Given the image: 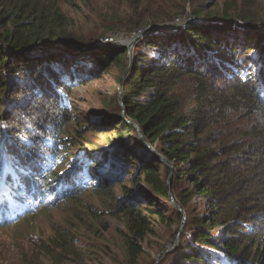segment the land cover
Segmentation results:
<instances>
[{
  "label": "trees",
  "instance_id": "trees-1",
  "mask_svg": "<svg viewBox=\"0 0 264 264\" xmlns=\"http://www.w3.org/2000/svg\"><path fill=\"white\" fill-rule=\"evenodd\" d=\"M75 1L90 0H70L71 5ZM124 1L120 13L103 17L107 27L95 38L103 40L113 34L127 37L148 26L174 22L186 15L190 2L194 3ZM204 9L191 7V15L211 21L238 18L256 22L251 15L212 14ZM68 23L57 0H0V121L8 132L0 145V158L8 169L18 166L8 170L0 191V229L48 210L60 197L76 201L85 192L75 174L60 177L48 157L49 152L60 155L57 129L61 121H67L65 101L71 96L72 83H81L85 73L65 48L73 51L69 49L72 42L86 46L96 42L95 38L74 42ZM177 32L164 41L152 34L143 36L135 45L133 69L123 83L124 109L115 101L119 114L114 113L108 123L109 128L116 127L112 132L119 143L109 142L111 150L88 168L94 183L91 191L99 197L107 195L112 181L132 159L140 162L138 179L143 176L146 185L139 193L168 200L160 175L165 165L149 149L156 147L175 166L177 184L188 186L178 190L174 202L187 212L190 240L209 250L203 253L200 246H192L185 252L178 246L175 256L182 260L178 264H214L211 259L218 264H264V34L245 31L242 37L238 31L219 33L197 27ZM251 43L257 52L255 59L249 58L255 70L243 77L235 61L241 49L248 50ZM126 53L125 48L114 45L88 55L90 63L104 69L109 59L123 62ZM120 111L139 125L143 155L128 153L123 140L135 128L120 117ZM17 129L20 139H14ZM25 141L31 144L27 146ZM50 141L54 142L52 149ZM107 163L117 170L108 169L103 175L99 169ZM74 165L76 170L80 168ZM195 198L204 202L205 210L200 214L191 206ZM147 205L144 212L127 207V264H137L143 254L138 242L147 234L148 217L156 216L157 223L169 220L163 211L150 208L151 202ZM173 214L181 218L172 207ZM57 236L54 241L64 243L65 234ZM58 249L55 264L70 253L71 245L60 244ZM210 251L221 256L213 258Z\"/></svg>",
  "mask_w": 264,
  "mask_h": 264
},
{
  "label": "rangeland",
  "instance_id": "rangeland-1",
  "mask_svg": "<svg viewBox=\"0 0 264 264\" xmlns=\"http://www.w3.org/2000/svg\"><path fill=\"white\" fill-rule=\"evenodd\" d=\"M124 2V0H90L86 3L75 1V5H71L70 0H57L61 11L69 22L68 24L73 34V37L70 38L75 40L74 42L80 43L92 40V38L102 34L107 27L103 17L109 13H120L124 9ZM195 6L205 7L204 11L212 14L224 12L231 16L251 15L256 20L252 25L256 29H264V0H194L193 4L191 2L188 4L186 15L178 21L186 22L195 19L216 23L228 22L211 21L205 16L194 17L191 15V7ZM231 21L233 25L221 33L238 31L240 33L238 35L243 37L244 34L242 32L252 31L241 27L238 18H234ZM188 27L219 32L209 28H201L198 25L190 24ZM182 29H186V27L179 28L178 32ZM118 31L120 30L118 29ZM252 32L264 34V30H253ZM169 33L174 34L175 32L169 31ZM150 34L158 41H164L168 37L157 32H151ZM172 34L170 36H173ZM128 37L120 36L118 43L114 45L126 44L125 40ZM242 37H239V39ZM94 40L96 42L88 46L72 42L69 46L71 48H67L73 51L65 48L69 58L74 60L75 65H80L84 68L85 73L82 75L81 83L76 81L72 83L71 96L65 101L68 111L67 121L66 123L61 121L59 123L60 127L57 129L59 143L56 148L60 155L56 156L55 154L51 155L50 152L48 153V157L51 156L53 160L52 167L59 173V176L75 174L77 182L82 184L85 192L79 194L76 201H68L70 198L68 199L66 196L60 197L48 210L32 217L24 216L22 221L14 220L9 227L0 229V264H55L54 261L58 260L60 255L58 249L60 244L71 245V251L68 255L62 256L58 264H127L124 247V241L130 235L126 218V211L129 210L127 207L133 206L134 210L140 209L144 212L148 207V202H151L150 208L163 211L165 217L169 218V220L157 223L156 216L148 217L147 234L143 240L138 242L143 254L139 257L137 264L181 263V258L175 256V250L178 246L185 252L192 246L198 247V249L200 246L202 248L200 250L203 253L209 252L208 249L203 248V245L195 244L192 239L190 240V225L187 221V212L182 209L185 220H183V214L178 212L181 217L178 219L176 214L171 215L172 205L169 199L164 201L161 198H156L152 193H149V195L139 193L141 189H146L143 176L138 179L140 162L138 163L131 159L125 165L123 172L121 171V174L115 177L116 181L114 183L112 181L107 195L99 197L91 191L94 183L89 177L88 168L104 152L111 150L109 142L119 143L115 139L116 134L112 132V129L116 127L111 129L108 127V123L112 121L111 117L114 113L119 114L114 102L121 103L123 83L133 69L135 50V46L130 47L128 49L129 52L126 46H121L127 50L123 62L109 59L105 63L104 69H101L90 63L88 52L106 51L114 45L106 44L100 38H95ZM249 41H251L250 38ZM253 45L251 43L248 50L241 49L236 57L235 62L243 77L253 73L255 70L252 62L249 61V58L255 59L257 55ZM88 70L93 74H90ZM125 70L126 73L121 82H119ZM67 83L71 84L70 81H67ZM187 85L188 83L184 84L185 87ZM61 95L63 97V94ZM120 106L122 105L120 104ZM121 114L122 111H120ZM123 119L135 128L129 135H125L127 137L123 140L127 143L128 153L135 156L140 155L144 152L140 143L144 140L141 129L138 124L128 121L125 114ZM2 125L4 127L1 128ZM12 125L14 126L16 123ZM5 126L7 125L4 124V121H0V145L4 144V139L8 135ZM19 130H15L13 134ZM117 131L121 132V128H117ZM15 136L16 138L14 139L21 138L18 134H15ZM25 143L27 146L31 144L27 141ZM92 145L95 146L93 147ZM49 147L50 149L54 148L53 141H50ZM98 147L101 148V152ZM150 150L158 156L160 164L165 165V167L161 168L160 175L163 183H165L167 194L174 201L178 190L185 189L188 186L184 182L177 184L174 179L177 170L173 163L169 162L170 168L168 163L165 162L167 160L166 157L156 151V147H152ZM40 155L37 154V156ZM35 163H38V161L35 160ZM75 163L77 167H80L78 170L74 168ZM6 166L0 158V191L3 189L4 181H6L10 172L16 167L18 168L17 165L10 169ZM109 166L107 163L99 171L104 175L108 169L114 172L117 170ZM166 166L169 170H166ZM118 172L114 173V175H117ZM128 192L129 195L126 197ZM151 197L154 199L148 201ZM193 205L197 207L198 214L205 210L202 198H195L191 202V206ZM193 214L194 210L191 216ZM218 231L219 229H216L215 232ZM58 233L65 234L64 243L54 241V239H58ZM171 247L174 248L163 254L165 250ZM210 252L213 258L221 256L219 253ZM211 262L218 264L215 259H211ZM224 264H228V262L225 261Z\"/></svg>",
  "mask_w": 264,
  "mask_h": 264
},
{
  "label": "water",
  "instance_id": "water-1",
  "mask_svg": "<svg viewBox=\"0 0 264 264\" xmlns=\"http://www.w3.org/2000/svg\"><path fill=\"white\" fill-rule=\"evenodd\" d=\"M239 23H240L241 27L248 28V29H250L252 31L253 30H264V29H256L252 24H250L248 22L239 21ZM190 24L191 25H198L201 28H209V29L217 30L219 32L225 31L226 28H230L233 25L232 21L216 23V22H209V21H205V20L191 19L190 21H186V22L182 21L181 22V21H178V19H177L174 22H170V23H164V24H159V25H154V26H148V27L144 28L142 31H140L138 33H133L125 40V42L128 41V43L120 44V46H126L127 50H128V49H130V47L135 46L143 38V36H147L151 32H157V33H160L162 35H166L167 36V35H170V33H169L170 30L169 29H175L176 28V30H177V29L182 28V27L190 26ZM176 30H174L173 32H175ZM117 43H115V44H117ZM128 52H129V50H128ZM125 73H126V70L123 72L119 82H121V80L123 79V76L125 75ZM120 101H121L120 104L122 105V109H124L123 108V97L122 96L120 98ZM123 115L124 114H123V111H122V114L120 115V117L123 118ZM136 129H138V127H136ZM165 162L168 163V165L170 166V163H169L168 160H166ZM170 168H171V166H170ZM169 200H170V203H171L172 207L174 209H176L177 212L182 213L183 216H184V211L179 207V205L175 204V202L172 200L170 195H169ZM183 220H185V216H184ZM173 248L174 247H171L170 249L165 250L163 252V254L168 252L169 250L171 251Z\"/></svg>",
  "mask_w": 264,
  "mask_h": 264
},
{
  "label": "built area",
  "instance_id": "built-area-1",
  "mask_svg": "<svg viewBox=\"0 0 264 264\" xmlns=\"http://www.w3.org/2000/svg\"><path fill=\"white\" fill-rule=\"evenodd\" d=\"M119 36L118 35H116V34H113V35H111L110 37H106V38H104L103 40H101L102 42H105L106 44H115V43H117L118 42V40H119Z\"/></svg>",
  "mask_w": 264,
  "mask_h": 264
},
{
  "label": "bare ground",
  "instance_id": "bare-ground-1",
  "mask_svg": "<svg viewBox=\"0 0 264 264\" xmlns=\"http://www.w3.org/2000/svg\"><path fill=\"white\" fill-rule=\"evenodd\" d=\"M187 27V26H186ZM174 30H176V28L175 29H171L170 31H174ZM178 31V29L175 31V32H177ZM127 43H128V41H127Z\"/></svg>",
  "mask_w": 264,
  "mask_h": 264
},
{
  "label": "clouds",
  "instance_id": "clouds-1",
  "mask_svg": "<svg viewBox=\"0 0 264 264\" xmlns=\"http://www.w3.org/2000/svg\"><path fill=\"white\" fill-rule=\"evenodd\" d=\"M149 149H151V148H149ZM151 151V150H150ZM151 153H152V151H151Z\"/></svg>",
  "mask_w": 264,
  "mask_h": 264
}]
</instances>
